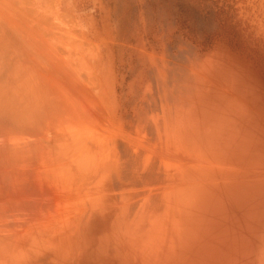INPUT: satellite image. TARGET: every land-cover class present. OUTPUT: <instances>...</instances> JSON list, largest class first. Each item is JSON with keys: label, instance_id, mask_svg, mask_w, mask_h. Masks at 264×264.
I'll use <instances>...</instances> for the list:
<instances>
[{"label": "rangeland", "instance_id": "obj_1", "mask_svg": "<svg viewBox=\"0 0 264 264\" xmlns=\"http://www.w3.org/2000/svg\"><path fill=\"white\" fill-rule=\"evenodd\" d=\"M0 64L65 103L0 134V264H264V0H0Z\"/></svg>", "mask_w": 264, "mask_h": 264}, {"label": "bare ground", "instance_id": "obj_2", "mask_svg": "<svg viewBox=\"0 0 264 264\" xmlns=\"http://www.w3.org/2000/svg\"><path fill=\"white\" fill-rule=\"evenodd\" d=\"M18 62V61H17ZM21 62H19V64H20ZM17 64V63H16ZM19 64H17V67H18V65ZM32 65V64H31ZM1 66H2V64H0V69H1ZM22 67H24V66H22ZM16 69V68H15ZM15 69H13V70H15ZM33 69V68H32ZM10 70V69H9ZM12 70V71H13ZM17 70V72H15L17 75H18V79H17V82H15L16 80V78H14V76H16L15 75V73H14V76L13 77H11L12 78V82L11 81H9V78L7 79H5V80H3L2 78H1V76H0V80H3V81H0V134H2L3 132H4V130L5 131H7L8 133H6L8 136L10 135V136H12L13 134H16V132H18V130H20L19 131V133H17V134H19L18 136H24L23 135V133H26L27 131H30V130H34L32 133H34L35 131H37V129L33 126L34 124L35 125H38V124H40V125H42V124H44V126H45V124L47 123V124H49L48 122H49V117L51 118V117H53V115H54V112L55 113H57V112H59L61 109H62V107L64 106V104L65 103H62V100H61V102H59V100H54V99H52L51 98V96L50 95H48V97H46L44 94H46V93H49V92H52L51 90H49V92H45L44 93V91H42V90H40L41 89V87L43 86H41V85H39L38 83H36L37 81H40V80H38L37 78H35V81L33 82V84H32V86L30 87L29 85V88H27L28 86H24V84L22 83V82H20V81H22V74H23V72H25V71H27L28 73V75H30V73H32V72H30V71H33V70H30V69H27V67L23 70V72L21 73V70H20V73L18 74V68L16 69ZM1 71H2V69H1ZM7 72V71H6ZM11 72V71H10ZM2 73V72H1ZM1 73H0V75H1ZM12 73V72H11ZM25 74H26V72H25ZM24 74V75H25ZM5 76V75H4ZM9 77L10 76H12V74L10 75H8ZM25 78H27L26 77V75H25ZM15 81H14V80ZM20 79V80H19ZM7 80V81H6ZM28 81V80H27ZM41 82V81H40ZM16 83L18 84V86H15L16 85ZM61 82H59V84H60ZM43 84H45V83H43ZM57 85V84H56ZM45 86H46V84H45ZM44 86V87H45ZM35 87V88H34ZM36 87H38L37 89V92H39V90H40V92H41V94L40 93H37L36 92ZM33 88H34V90H33ZM48 90V89H47ZM35 91V92H34ZM57 91V90H56ZM53 93V92H52ZM67 93H68V91H67ZM63 94V93H62ZM64 97V96H63ZM78 98V97H77ZM77 98H76V100H77ZM58 99H60V98H58ZM76 100L74 101V102H76ZM83 101V100H82ZM79 102V101H78ZM76 104L77 105H79L77 102H76ZM70 110H71V108H70ZM76 112V111H75ZM67 113H69L68 111H67ZM76 115L75 116H72L73 117V120H74V117L76 118V119H78L77 121H76V123H80L81 122V120H80V115L76 112L75 113ZM86 114V113H85ZM63 116V115H62ZM55 117V116H54ZM53 117V118H54ZM86 117V116H85ZM88 117V116H87ZM64 118V117H63ZM86 119H88V118H86ZM54 120H55V118H54ZM53 120V121H54ZM67 121V120H66ZM86 121H89V119L88 120H86ZM38 123V124H37ZM88 123V122H87ZM24 124H29V125H32V127H30V126H23ZM91 124V123H90ZM81 126H83V124H81ZM18 127H20L19 129H18ZM22 128L24 129V132H23V130H22ZM27 128V130H25ZM28 128H30V130H28ZM32 128V129H31ZM35 128V129H34ZM85 127H82V129H84ZM7 129V130H6ZM8 129H10V130H8ZM11 129H13L12 130V132L13 133H11L10 131H11ZM17 129V130H16ZM43 129V128H42ZM68 129V128H67ZM16 130V131H15ZM39 130V129H38ZM2 131V132H1ZM15 131V132H14ZM43 131V130H42ZM5 133H3V135H6ZM22 133V134H21ZM29 134H31L30 132H28ZM27 133V134H28ZM36 133V132H35ZM40 133V132H39ZM39 133L38 134H36L35 136H34V138L35 137H37V136H39ZM42 133V132H41ZM70 133V132H69ZM87 133V132H86ZM16 134V135H17ZM26 134V135H27ZM27 135V136H31V135ZM43 134V133H42ZM33 135V134H32ZM13 136H15V135H13ZM0 137H2V136H0ZM6 137V136H5ZM65 139H67V136L65 135ZM74 137H75V139H74ZM72 136V138L71 139H73V141H82L83 140V138H84V135H81V137L79 138V137H76V136ZM4 138V137H3ZM3 138H2V141H3ZM11 138V137H10ZM24 138V137H23ZM29 138H31V137H29ZM33 138V139H34ZM14 139H15V137H14ZM20 139V138H19ZM27 139V138H26ZM61 139V138H60ZM20 140H22V139H20ZM29 139H27L26 141H28ZM39 140H41V139H39V137H38V139L35 141L36 143H35V145L37 146V144H39V146L41 145V143H39L40 141ZM64 139H62L61 141H63ZM5 141V140H4ZM11 141V140H10ZM16 141V140H15ZM25 141V140H24ZM66 141V140H65ZM65 141H63L62 143L63 144H65L64 142ZM72 141V140H71ZM17 142V141H16ZM16 142H15V144H16ZM6 143V142H5ZM18 143V142H17ZM28 143V142H27ZM31 143V142H30ZM29 143V144H30ZM33 143V142H32ZM31 143V144H32ZM75 143V142H74ZM22 144H23V142H22ZM21 144V145H22ZM34 144V143H33ZM79 144V143H78ZM23 145H25V144H23ZM44 145V144H43ZM43 145H41L42 147H43ZM45 145H47V144H45ZM44 145V146H45ZM50 143H48V148H50ZM16 146V145H15ZM20 146V145H19ZM18 146V147H19ZM2 147V146H1ZM21 147H23V146H21ZM30 147V146H29ZM57 146H55L54 147V151L55 150H60L61 148H63V147H59V148H56ZM39 147L37 146V149H38ZM56 148V149H55ZM79 148H80V146H79ZM21 149V148H20ZM28 149V148H27ZM34 149V148H33ZM78 149V148H77ZM77 149H74L73 151L72 150H70V153L71 154H73V156H71V158L72 159H75L76 157H75V150H77ZM62 151H64L65 149L63 148V149H61ZM17 151H18V148H17ZM61 151V152H62ZM66 151L68 152V150L66 149ZM13 152V151H12ZM60 151H56V153H57V155L58 154H61V153H59ZM9 153V152H8ZM16 153H18V152H16ZM24 153V152H23ZM63 154H64V152H62ZM14 154V153H13ZM20 154V153H19ZM39 155V154H38ZM81 155V154H80ZM17 156V155H16ZM22 156H25V154L24 155H22ZM33 156V155H32ZM1 157V156H0ZM20 158H22V157H20ZM26 158H28V156L26 157ZM2 160V159H1ZM17 160H20L19 158L17 159ZM23 160L25 161L24 163H27L26 162V160L23 158ZM4 161H5V159H4ZM57 163H59L60 161L57 159ZM3 162V161H2ZM22 162V161H21ZM54 162V161H53ZM56 162V161H55ZM62 163V161L59 163V164H61ZM5 164H6V162H5ZM19 164H21V163H19ZM27 166V165H26ZM26 166H24L25 167V169L24 168H22V169H24L25 171L27 170V168H26ZM68 166V165H67ZM1 167V166H0ZM82 168V167H81ZM35 169V168H34ZM32 170H33V167H32ZM32 170H30V171H32ZM75 170V169H74ZM83 170V169H82ZM2 171V170H1ZM19 171H20V169H19ZM66 171V170H65ZM72 171V170H71ZM27 172H28V170H27ZM73 172V171H72ZM3 173V172H2ZM22 174H24V173H22ZM28 174H30V172L28 173ZM28 174H26L27 175V180L28 179H30V175H28ZM33 174V173H32ZM55 175V174H54ZM69 175H72V174H69ZM30 176V177H29ZM25 177V176H24ZM56 177H57V175H56ZM60 177H61V175H60ZM64 177V176H63ZM8 178V177H7ZM57 178H59V176L57 177ZM70 178H72V177H70ZM2 179V178H1ZM59 179H61V178H59ZM65 180V179H64ZM71 180V179H70ZM32 181V180H31ZM56 181L57 182H59V181H61V180H57L56 179ZM10 182V181H9ZM37 182V181H36ZM25 183H26V181H25ZM29 183H30V181H29ZM63 183V182H62ZM62 183H60V184H62ZM65 183V182H64ZM21 184H23L24 185V182L23 183H21ZM58 184V183H57ZM28 185V184H27ZM37 185H39V184H37ZM11 186V185H10ZM56 186H59V185H56ZM9 187V186H8ZM7 187V188H8ZM11 187H13V186H11ZM11 187H9L10 189H11ZM24 187L25 186H22L21 185V188H23V190H25L26 192H27V190L26 189H24ZM36 187V186H35ZM6 188V186H5V189H7ZM8 188V189H9ZM19 188V187H18ZM17 188V189H18ZM28 189H31L30 191H33V189L32 188H28ZM56 189H58L57 187H56ZM20 190V189H19ZM36 190V188L34 189V191ZM53 190H54V188H53ZM53 190H51V192L53 191ZM13 191V190H12ZM20 191H22V190H20ZM25 191H22V192H24L23 194L25 195V194H30L29 192H27V193H25ZM33 191V192H34ZM37 191V195L39 194V193H41L42 194V192H38V190H36ZM49 191V190H48ZM57 192L58 190H54L53 192ZM10 192V191H9ZM15 192V191H14ZM21 192V193H22ZM46 192V191H45ZM50 192V193H51ZM53 192H52V194H50V196H52V195H54L53 194ZM60 192V191H59ZM17 193V192H16ZM36 193V192H35ZM47 194H49V192L47 193ZM47 194H45L46 196H47ZM11 195V194H10ZM17 195H20L21 196V194H17ZM24 195H22V196H24ZM35 195V194H34ZM43 196V195H42ZM46 196H44V197H46ZM49 196V197H50ZM58 196V195H57ZM31 197V196H30ZM36 197V196H35ZM41 197V196H40ZM44 197H43V199H44ZM48 197V198H49ZM4 198V197H3ZM8 198H9V195H8ZM25 198H27V197H25ZM47 198V197H46ZM19 199H22V197L21 198H19ZM19 199H18V201H19ZM36 200H37V198H35ZM24 200V199H23ZM59 200V199H58ZM17 201V200H16ZM17 201V202H18ZM25 201H27L26 199H25ZM30 201H32V200H30ZM46 201V200H45ZM44 201V202H45ZM67 201H68V199H67ZM40 202H41V200H40ZM16 203V202H15ZM24 203V202H23ZM42 203V202H41ZM62 203V202H61ZM67 203V202H66ZM19 204V203H18ZM26 204V203H25ZM32 204V203H31ZM59 204V203H58ZM35 205V204H34ZM46 205V204H45ZM66 205V204H65ZM26 206H27V204H26ZM29 206V205H28ZM41 206V205H40ZM59 206V205H58ZM35 207H37V206H35ZM30 210H32V207L30 206ZM42 208H43V206H42ZM67 207H65V209H66ZM44 209V208H43ZM45 210V209H44ZM31 212V211H30ZM33 212V211H32ZM40 213V212H39ZM28 214V213H27ZM63 214V213H62ZM52 215V214H51ZM54 216V215H53ZM23 217V216H22ZM28 217V216H27ZM37 217V216H36ZM55 217V216H54ZM59 217V216H58ZM15 218V217H14ZM60 218H62L61 216H60ZM57 219H59V218H57ZM15 220H16V218H15ZM25 220V219H24ZM31 224V223H30ZM13 225H15V224H13ZM61 226V225H60ZM30 228H31V226H29ZM29 228V229H30ZM56 229V228H55ZM3 230V229H2ZM11 230H13V229H11ZM23 230V229H22ZM13 232H15V231H13ZM4 232H2V233H0V234H2V235H4L3 234ZM6 233H7V231H6ZM9 234H10V231H9ZM23 234V233H22ZM29 235V234H28ZM8 236V235H7ZM53 236V235H52ZM3 238H5V237H3ZM2 238V239H3ZM15 238V237H14ZM1 238H0V241L2 240ZM6 239V238H5ZM20 239V238H19ZM41 239V238H40ZM17 240V239H16ZM32 240V239H31ZM42 240V239H41ZM10 242H11V239L9 240ZM20 241V240H19ZM4 242V241H3ZM6 242H8L7 240H6ZM5 242V243H6ZM41 242V241H40ZM39 242V243H40ZM32 243V242H31ZM7 244V243H6ZM29 245V244H28ZM7 246V245H6ZM6 246H5V251L7 252V249H6ZM19 246V245H18ZM3 247H4V245H3ZM20 247V246H19ZM18 249V248H17ZM38 249V248H37ZM0 250H1V248H0ZM3 251H4V249H3ZM5 252V253H6ZM10 252V251H9ZM12 252V251H11ZM10 252V253H11ZM34 252V251H33ZM36 252V251H35ZM1 253H2V250H1ZM0 253V254H1ZM8 253V252H7ZM16 253V252H15ZM23 253V252H22ZM2 255H3V253H2ZM16 255V254H15ZM18 255V254H17ZM12 256V255H11ZM4 257V256H3ZM13 257V256H12ZM17 257V256H16ZM28 257V256H27ZM5 259V258H4ZM9 259V258H8ZM16 259V258H15ZM16 261V260H15Z\"/></svg>", "mask_w": 264, "mask_h": 264}]
</instances>
